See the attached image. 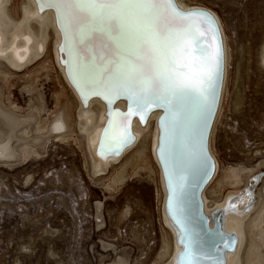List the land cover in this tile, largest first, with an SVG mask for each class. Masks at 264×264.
I'll list each match as a JSON object with an SVG mask.
<instances>
[{
  "label": "snow or ice",
  "instance_id": "1",
  "mask_svg": "<svg viewBox=\"0 0 264 264\" xmlns=\"http://www.w3.org/2000/svg\"><path fill=\"white\" fill-rule=\"evenodd\" d=\"M38 6L55 11L60 51L68 56L63 63L77 93L109 105L127 100V113L117 112L104 128L101 153L131 142L133 116L143 123L150 109L164 110L159 159L168 181L167 209L183 245L175 264H225L219 243L212 248L216 255L206 250L187 210L189 178L210 175L215 167L207 150L222 77L215 19L203 10L185 11L175 0H38ZM219 240L228 247L222 235Z\"/></svg>",
  "mask_w": 264,
  "mask_h": 264
},
{
  "label": "rangeland",
  "instance_id": "2",
  "mask_svg": "<svg viewBox=\"0 0 264 264\" xmlns=\"http://www.w3.org/2000/svg\"><path fill=\"white\" fill-rule=\"evenodd\" d=\"M201 2L223 21L231 53L229 88L237 102L218 129L216 147L224 163L253 154L251 162L258 164L255 153H264V68L259 64L264 0ZM52 75L39 82L49 107L58 85ZM11 90V99L28 108L29 96L23 97L18 85ZM39 150L41 156L22 158L15 166L0 165V264H110L118 256L127 264H151L161 242L155 183L131 177L111 195L88 176L73 141L49 140ZM127 206L129 216L119 220Z\"/></svg>",
  "mask_w": 264,
  "mask_h": 264
},
{
  "label": "bare ground",
  "instance_id": "3",
  "mask_svg": "<svg viewBox=\"0 0 264 264\" xmlns=\"http://www.w3.org/2000/svg\"><path fill=\"white\" fill-rule=\"evenodd\" d=\"M176 2L182 8L194 5L210 8L201 0ZM215 13L223 32L225 65L220 102L209 138V149L217 169L203 192L204 210L211 215L213 207H230L222 219L223 225L226 231L237 234L238 246L234 254H228L227 264H264V153L261 150L255 153L254 156L260 155L258 164L251 162L253 154L236 164L224 163L216 147L218 129L224 123L226 112L234 110L237 102L232 101L229 88L230 45L223 21ZM57 39L58 31L53 23L52 10L40 15L32 0H0V165L15 166L22 158L41 156L39 148L49 140L61 145H70L73 141L81 148L88 176L96 178L111 195L131 177L152 180L156 187L161 242L151 264H168L176 241L162 213L164 192L159 167L153 155L159 110L152 112L145 127L136 120L133 124L137 138L134 146L121 159L109 161L106 167L101 168V163L92 156L94 142L89 144V136L97 130L93 138L95 140L99 127L104 123L101 116L104 105L99 99L93 98L87 108L82 109L81 101L66 81L58 63L55 48ZM24 47L27 48V54L18 56ZM259 64L264 68V42ZM52 72L58 85H54L53 106L49 107L39 82L53 78ZM13 85L20 87L23 97L24 93L29 96L28 108L11 99ZM258 171H263L260 177L255 175ZM232 205H235V209ZM128 212L127 206L119 220L126 219ZM110 264H127V260L118 256Z\"/></svg>",
  "mask_w": 264,
  "mask_h": 264
},
{
  "label": "water",
  "instance_id": "4",
  "mask_svg": "<svg viewBox=\"0 0 264 264\" xmlns=\"http://www.w3.org/2000/svg\"><path fill=\"white\" fill-rule=\"evenodd\" d=\"M32 1L34 3L35 10H37L40 15H43V13L47 12L48 10H52V12H53V23L55 24L57 31H58V39H57V42L55 44L56 57H57L59 65L63 69V75H64L66 81H68L69 85H71V87H73V85H72V83H71V81L68 78V75L66 73V65L63 63V60L68 59V56L66 53H61V51H60V46H61V43L63 41V36H62L60 25L57 23L55 11L51 8H45L43 11H40L39 6H38V0H32ZM175 4L177 5V7L181 8L185 11L203 10V11L210 13L212 15V17L215 19V21L218 25V28H219V38H220V42H221L222 50H223L222 77H221V83H220V88H219V92H218L217 105L215 108L214 115L212 116V118L210 120V127L207 130V150H208V153H209L211 160L214 163L215 167L212 169L210 175L204 176L203 174H199V175H196V176L189 178L190 179L189 200L187 202V210H188L189 216L192 220L193 227L200 234V236L203 238V240L205 242L206 250L210 251V254L216 255V253L214 251H212V248H214V241H215V243H219V247L221 249H223V252L220 254L221 259L223 261H225V264H227L226 258L228 256V254H234L236 249H237V246H238L237 234H235L234 231H231V230L229 232L226 231L224 228V225H223L222 219L224 218V215L226 214L227 210L230 209V207H228V206L213 207V209H212L213 213L210 215L204 210V197H203L204 189L209 184V182L214 178L215 173H216V169H217L215 159H214V157H213V155L209 149V138H210L212 126H213V123H214V120H215V117L217 114V110H218V106H219V102H220V96H221V92H222L223 78H224L223 76H224V65H225L224 62L225 61H224L223 32H222L221 26L219 24V20L217 18V15H216L215 11H213L212 9L207 8V7L197 6V5L189 6L188 8H182L180 5L177 4L176 0H175ZM22 50H23L22 52L20 50L21 53H19V55H18L20 57L27 54V48L26 47H24ZM22 62L23 61H21L19 64H21ZM73 89H74V87H73ZM75 92H76L79 100L81 101V107L83 110L85 108H87L89 101L93 98L99 99L104 105V110L101 113V116L103 115L104 123H103V125H101L99 127V130H98V133L96 135L95 140H93V138H94V134L97 130H95L93 132V135L90 133L91 135L89 136V144H91V142H94L93 149L91 148L92 156L97 162L101 163V168L106 167V165L109 161H111V162L118 161L119 159H121L123 154L128 149H130L131 147L134 146V144L137 141V138L135 136L136 134L133 131L134 122L137 120L139 122L140 126L145 127L150 116H151V114H152V112L159 110V114L156 118V123H155L156 132H155L154 143H153V155H154V159H155V161L159 167L160 179H161L162 188H163V192H164V198H163V202H162V213L164 214L165 218L167 219V223H168L169 227L172 229V232L174 233V240L176 241V245H175L172 257L169 260L170 263H168V264H175L176 260L179 258L180 251L183 249V245H181L179 243L180 234H179L178 228L175 224V221L172 219V216L169 214L168 209H167V196H168L167 182L168 181H167V176L164 172L163 165L159 159V147H158V143H159L158 138L160 135L159 120H160V117L164 114V110L160 109V108L150 109L148 111L146 119L144 120L143 123H141L138 115L133 116L131 118V122H130V132H131V136L133 137L131 142L128 145H126L125 147H123L122 149L117 150L116 148H113V150L110 153L104 154V153H101L99 151L104 128L109 125V121L116 116L117 112L127 113V111H128L127 100L125 98H117V99H114L112 101L111 105H109L108 102L105 101L100 96L86 95L82 98L77 93L76 90H75ZM118 102H121V103H119V105H118ZM109 108H111V110H112V113H113L112 116H109ZM87 121H88V118H87ZM124 123L125 124L129 123L127 118H125ZM207 229H211L212 233L209 234L207 232ZM217 234L222 235L224 241H227V243H228L227 248H225V245L223 242H220L219 235H217Z\"/></svg>",
  "mask_w": 264,
  "mask_h": 264
}]
</instances>
